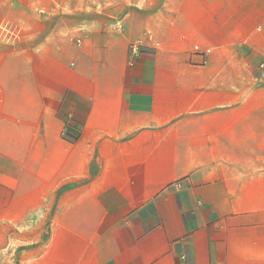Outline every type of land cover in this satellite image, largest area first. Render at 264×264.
Here are the masks:
<instances>
[{"label": "crops", "instance_id": "1", "mask_svg": "<svg viewBox=\"0 0 264 264\" xmlns=\"http://www.w3.org/2000/svg\"><path fill=\"white\" fill-rule=\"evenodd\" d=\"M39 3L0 46V226L28 264H264V0Z\"/></svg>", "mask_w": 264, "mask_h": 264}, {"label": "rangeland", "instance_id": "2", "mask_svg": "<svg viewBox=\"0 0 264 264\" xmlns=\"http://www.w3.org/2000/svg\"><path fill=\"white\" fill-rule=\"evenodd\" d=\"M154 1L155 3L162 2V0ZM27 3H29V5ZM30 4L32 7H35L32 16H39V0H0V46L7 47L11 50L18 49L20 45H23L22 41L20 43L22 35L35 30L36 27L30 23L24 26L17 24L20 22L19 19H30V13L23 8L25 5L30 6ZM94 12H96V15L99 14V11ZM123 12L125 13L126 11L124 10ZM142 12L146 13L147 11H139L137 17L138 22H142L145 18ZM91 13H93V11ZM32 18L34 17H31V19ZM2 23H4L3 26H1ZM98 28L99 27L92 26V29ZM137 43L138 42H135L131 45L138 46ZM48 237V233L44 232L41 238L42 242H47ZM27 242L28 241H26L24 237L19 235L18 230L17 233H4L3 228L0 226V264H28L29 260H33L35 250L31 249L35 244H29Z\"/></svg>", "mask_w": 264, "mask_h": 264}, {"label": "built area", "instance_id": "3", "mask_svg": "<svg viewBox=\"0 0 264 264\" xmlns=\"http://www.w3.org/2000/svg\"><path fill=\"white\" fill-rule=\"evenodd\" d=\"M42 12H43V10H42ZM260 68H261V70L264 71V60L262 61L261 65H260Z\"/></svg>", "mask_w": 264, "mask_h": 264}]
</instances>
